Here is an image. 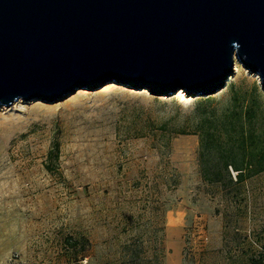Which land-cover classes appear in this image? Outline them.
I'll list each match as a JSON object with an SVG mask.
<instances>
[{
  "label": "rangeland",
  "instance_id": "rangeland-1",
  "mask_svg": "<svg viewBox=\"0 0 264 264\" xmlns=\"http://www.w3.org/2000/svg\"><path fill=\"white\" fill-rule=\"evenodd\" d=\"M254 85L264 129L259 76L237 59L210 95L110 81L0 105V264H250L264 254V172L206 183L194 133L200 98L220 115Z\"/></svg>",
  "mask_w": 264,
  "mask_h": 264
},
{
  "label": "water",
  "instance_id": "water-1",
  "mask_svg": "<svg viewBox=\"0 0 264 264\" xmlns=\"http://www.w3.org/2000/svg\"><path fill=\"white\" fill-rule=\"evenodd\" d=\"M235 59L264 89V0H0V105L110 81L210 95Z\"/></svg>",
  "mask_w": 264,
  "mask_h": 264
},
{
  "label": "trees",
  "instance_id": "trees-1",
  "mask_svg": "<svg viewBox=\"0 0 264 264\" xmlns=\"http://www.w3.org/2000/svg\"><path fill=\"white\" fill-rule=\"evenodd\" d=\"M261 92L253 86L251 97L236 92L230 105L219 115L213 98H200L199 109L203 118L194 133L199 136V170L203 181L220 184L223 189L239 186L247 179L264 172V129L259 120ZM59 143L54 142L48 158L58 159ZM48 169L53 168L47 164ZM236 172V177L233 176ZM68 248L79 241L67 237ZM250 264H264V254L251 258Z\"/></svg>",
  "mask_w": 264,
  "mask_h": 264
},
{
  "label": "built area",
  "instance_id": "built-area-1",
  "mask_svg": "<svg viewBox=\"0 0 264 264\" xmlns=\"http://www.w3.org/2000/svg\"><path fill=\"white\" fill-rule=\"evenodd\" d=\"M232 174H233L234 177H236V172H233V171H232Z\"/></svg>",
  "mask_w": 264,
  "mask_h": 264
},
{
  "label": "bare ground",
  "instance_id": "bare-ground-1",
  "mask_svg": "<svg viewBox=\"0 0 264 264\" xmlns=\"http://www.w3.org/2000/svg\"><path fill=\"white\" fill-rule=\"evenodd\" d=\"M183 94H185V92H184V91L181 93V95H183Z\"/></svg>",
  "mask_w": 264,
  "mask_h": 264
}]
</instances>
